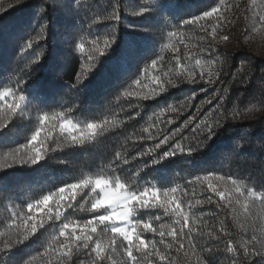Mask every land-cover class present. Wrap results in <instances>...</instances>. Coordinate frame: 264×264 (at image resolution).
Segmentation results:
<instances>
[{"label":"snow or ice","instance_id":"1","mask_svg":"<svg viewBox=\"0 0 264 264\" xmlns=\"http://www.w3.org/2000/svg\"><path fill=\"white\" fill-rule=\"evenodd\" d=\"M70 3L79 7L80 0H70ZM212 3L214 6L210 5V10L187 19L179 18L175 24L164 19V28L171 30H159L162 38L169 41L162 45V51H170L172 55L165 62V56L157 54L150 65H145L143 76L137 74L115 97L116 101L126 99L127 107L119 111L132 114L125 120L117 119L118 114L102 120L77 119L78 104L61 105L59 111L45 110L48 105L41 99V85L23 76L0 75V142L8 137L17 122L34 121L35 124L30 136H25L26 143L11 148L0 157V173L3 174L15 166H39L41 161H47L50 153L94 146L128 121L139 119L143 102L159 98L170 89L192 85L205 92L207 86L220 85L215 87L212 96L198 105L192 104L197 92L189 89L191 95L185 101L153 112L146 118L147 127L118 141L119 148L114 150L107 164L101 160L94 172L82 173L74 183L63 184L27 202L26 211L16 210L11 195L6 196L11 207L3 222L4 228L0 230V237L5 238L0 246V264H8L14 249L38 242L39 235L44 233L47 234L45 246L38 254L45 264H193V257L194 264H217L221 257H225L221 264H264V181L209 171L183 184L160 186L161 181L168 179V165L178 155L192 159L202 152L222 127V121L248 118L254 112L264 116L262 95L261 107L254 104L243 111L233 107L229 112L223 103H217L216 108L201 117L205 104L222 102L231 91V82L222 79L224 60L216 55L218 45L231 38L221 34L234 22L231 17L236 13H252L253 7H262L259 14L245 15L244 19L248 23L246 32H264V0L261 5L257 0H248L245 9L240 8L239 0H212ZM165 7L170 6L162 0L155 3L144 0L132 15L163 17ZM89 10L93 13L87 28L90 33L94 26L120 19L118 0ZM0 11L6 10L0 8ZM45 29L46 26L41 25L35 37L19 45V52L23 54L32 49ZM140 31L150 33L152 30ZM117 38L115 27H110L102 38L89 40L80 35L73 39L74 50L84 53L87 43L89 62L103 61L113 51ZM178 45L183 46V53ZM42 56L43 53L26 65L29 72L32 66L40 64ZM79 76L78 73V85L86 87ZM237 79L245 83L234 74L233 81ZM193 107L195 111L176 127V121ZM243 140L241 137L235 142L227 155L239 154L245 147ZM145 141L152 143L129 158V142ZM134 161H140L143 167L133 171ZM5 191V186L0 184V194ZM200 193L205 194L203 199L197 198ZM205 206H214V209L205 212ZM78 216L81 218L77 219ZM233 227L237 231L233 232ZM35 259L32 256L22 264H31Z\"/></svg>","mask_w":264,"mask_h":264},{"label":"trees","instance_id":"2","mask_svg":"<svg viewBox=\"0 0 264 264\" xmlns=\"http://www.w3.org/2000/svg\"><path fill=\"white\" fill-rule=\"evenodd\" d=\"M109 2L110 0H80V5L77 7L71 4L70 0H0V8L6 10L0 11V75L23 76L41 85V99L48 105L45 110L59 111L61 105L72 107L78 104L77 119L102 120L118 114L117 119L125 120L127 115L132 114H123L119 111L120 108L127 107L126 99L116 101L115 97L128 87L131 79H135L137 74L143 76L145 65H150L151 59L157 54L164 55L165 62L172 55L170 51H162V45L169 41L162 38L159 30L164 29L165 32L171 30L164 28V19L167 18L175 24L179 18L187 19L190 15H199L205 10H210L209 6L214 4L212 0H162L166 6H170L162 9L163 17L147 14L134 16L132 12L138 11V5L144 0H118L119 21L94 26L93 35L87 31L89 17L93 15L89 9H95L98 5H106ZM155 2L157 0H153V3ZM239 2L241 9L248 7V0H239ZM257 4L261 5L262 0H257ZM261 11L262 7L252 8V13L259 14ZM252 13H236L231 17L234 22L221 33L231 37L228 42L218 45L219 51L216 53L224 60L222 79L231 82V91L224 101L205 104L201 117L216 108L217 103H223L224 108L229 112L233 107L241 111L254 104L261 107L259 101L264 95V32H246L248 23L244 16ZM41 25H45L46 29L39 41L34 42L32 49L21 54L19 45L35 37ZM110 27L117 29L118 38L107 59L89 62L87 43L84 53L74 50V38L78 39L80 35L86 36L89 40L102 38ZM144 28L152 31L150 33L140 31ZM189 35L192 33L189 32ZM196 35L199 33L197 32ZM246 35L247 39H245ZM178 46L183 53V46ZM41 53L43 56L40 64L32 66L29 72L26 65H30L31 61ZM78 73L79 80L85 81L86 87L78 85ZM90 73L92 74L89 77ZM234 74L242 78L245 83H241L240 79L233 81ZM215 87L220 85L207 86L205 92H200L199 88L192 85L170 89L159 98L143 102L142 115L139 119L128 121L123 128L99 139L90 148L50 153L47 161H41L39 166H15L6 174L0 173V184L6 188V191L0 194V230H3V222H6L10 214L11 205L5 200L6 196L11 195L12 204L17 206L16 210L22 208L26 211L27 202L39 199L48 191H55L63 184L74 183L82 173L94 172L101 160L107 164L114 150L119 148L118 141L124 140L131 133H138L142 127H147L146 118L153 112L168 104L177 105L185 101L191 95L189 89L197 92L192 104L198 105L213 95ZM132 102L135 103V100ZM194 111L193 107L183 113L175 126L179 127ZM221 123L222 127L217 129V134L202 152L195 154L192 159L178 155L168 165L166 173L168 179L161 181L160 186L183 184L184 181L196 175L202 176L209 171L264 181V116L254 112L248 118L228 119ZM34 126V121L17 122V126L8 137L0 142V157L11 148L26 143L25 136H30V129ZM241 137L244 138L245 147L239 154L228 156L234 143ZM151 143V141L138 144L129 142V158ZM138 167H143L140 161L132 162L133 171ZM197 192H200L199 186ZM204 195L200 193L197 198L203 199ZM213 209L214 206H205L203 210L209 212ZM232 231L235 232L237 229L233 227ZM46 235V233L40 234L38 242L14 249L8 264H22L32 256L36 259L31 261V264H45L43 257L38 253L43 252ZM4 239L0 237V246ZM192 260L194 264L195 257ZM224 260L225 257H221L217 264H221Z\"/></svg>","mask_w":264,"mask_h":264}]
</instances>
